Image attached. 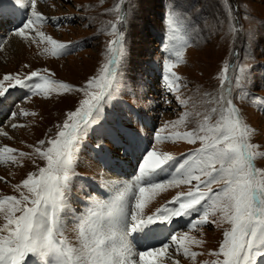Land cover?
Segmentation results:
<instances>
[{"label": "snow or ice", "instance_id": "snow-or-ice-1", "mask_svg": "<svg viewBox=\"0 0 264 264\" xmlns=\"http://www.w3.org/2000/svg\"><path fill=\"white\" fill-rule=\"evenodd\" d=\"M15 3L30 7L31 15L14 34L32 43H37L38 37L39 43L48 45L43 52L53 57L62 55L68 45L37 27L47 19L37 10V0H15ZM114 11L118 13V20L110 25L108 32L114 39L107 45V62L83 88L75 89L83 92L85 98L75 111L67 113L56 136L47 142L40 140L39 146L34 148L35 153L46 161V166L29 173L14 186L20 192L19 198L15 195L0 197V218L4 221L0 224V264H28L29 258L33 264H166L173 246L175 252L195 260L201 253L192 251L191 247L200 246L204 241L191 235L190 231L209 223L230 225L223 232L218 251L210 253L217 257L211 264H259L260 258H264V169L257 168L255 160L264 158V152L251 142L255 129L243 120L230 98V91L227 94L222 91L216 100L219 107L211 109L213 114H218L215 122L205 114L196 128L162 136L169 125L177 128L187 124L189 113L185 112L176 121L166 122L156 130L155 144L144 149L133 181L125 185L112 202L96 200L78 217L74 228L76 242L65 235L62 214L67 208L66 193L76 175L73 168L76 153L88 128L99 122L104 103L111 98L117 83V69L127 51L125 35L117 27L118 23L127 21V13L120 4ZM165 23L168 56L163 62V80L168 91L175 92L181 78L174 69L184 62L189 41L175 9L166 12ZM232 30L236 31L235 25ZM228 72L229 65L225 64L219 77L222 89L229 82ZM240 72L237 84L245 78L246 69L241 67ZM17 88L44 97L74 90L73 85L41 75L40 70L23 78L19 74H5L0 79V104L8 98L10 90ZM176 98L181 105L187 104L179 96ZM241 98L245 99L247 95ZM252 99L264 107V98ZM20 112L25 116L35 115L23 109ZM11 115L15 117L17 113ZM0 135L7 136V133ZM178 139L190 144L199 141L200 147L179 163L167 178L156 179L167 172L176 158L170 152L158 151L155 145ZM121 147L128 152L140 145L133 137ZM17 153L20 157L30 155L8 146L0 147V164L19 163ZM181 185H188V191L177 192L151 214L145 212L158 195ZM214 185L220 187L214 189ZM129 198L133 201L131 208L128 207ZM194 213L196 218L190 221L189 231L170 234L169 242H161L160 246L148 244L138 251L133 248L129 239L133 234L145 240L157 239L174 218L191 217ZM216 217L218 220L210 219Z\"/></svg>", "mask_w": 264, "mask_h": 264}, {"label": "rangeland", "instance_id": "rangeland-1", "mask_svg": "<svg viewBox=\"0 0 264 264\" xmlns=\"http://www.w3.org/2000/svg\"><path fill=\"white\" fill-rule=\"evenodd\" d=\"M5 1L16 4L15 0ZM117 4L127 13V21L117 24L119 31L125 35L127 51L117 69L118 78L112 96L106 99L99 122L88 128L76 153L73 164L76 175L72 178L70 191L66 193L67 208L62 214V217L67 213L73 216L71 221H63L65 235L73 242H76L74 228L78 217L85 213L77 201V193L82 192L86 184L76 176L84 173L93 177L95 182L103 179L104 173L100 169L104 172L105 169L97 166L94 158L100 154H93V151H100L98 144L101 147L110 145V129L113 130L111 135L114 131L120 134L131 132L127 128L140 131V125H146L145 118L153 115L157 122L149 136L154 145L155 131L166 122L176 121L185 112L189 113L185 126L173 128L169 125L161 135L196 128L205 114L215 122L218 114H213L211 109L219 107L216 100L222 91L225 94L230 91V98L240 110L243 120L255 129L251 142L259 145V151L264 152V107L252 99L264 98V0H37V10L47 18L38 26L40 31L68 47L62 55L53 57L43 52L48 45L39 43L37 37V43L27 40L15 52L7 39L14 35L17 28L0 42V79L5 74H19L23 78L32 71L40 70L41 75L69 83L74 90L44 97L42 94L30 95L27 89H21V96V91L18 95L17 89H12L10 99L16 100L10 101L8 97L0 104V133H7V136L0 135V147L8 146L30 154L24 157L17 154L19 163L0 164V177L4 178L0 180V197L15 195L19 198L20 192L14 186L29 173L46 166V161L35 153L34 148L39 146L40 140L47 142L56 136L60 130L58 126L63 125L67 113L75 111L85 98L83 92L75 89L83 88L107 62V45L114 39L108 32L110 25L118 20V13L114 11ZM6 6L0 8L3 16ZM169 9H175L181 17L184 34L189 41L184 62L174 69L181 78L175 92H169L163 80V62L168 56L165 51V16ZM233 25L236 31L232 30ZM225 64L229 65V82L222 89L219 77ZM156 65L161 70L160 74L154 71ZM241 67L246 69L245 78L237 84ZM44 69L48 71H42ZM151 89H157L156 94H152ZM243 95L247 98L242 99ZM177 96L186 100L187 104L181 105ZM9 106L13 107L12 112L7 109ZM21 109L35 115L25 116L21 114ZM11 113L17 115L13 117ZM13 124L18 126L14 128ZM138 135L145 137L144 127ZM132 137L130 133L129 139ZM126 139L123 137L122 141L126 142ZM155 146L158 151L172 153L178 165L200 147V142L190 144L179 139L175 142L165 140ZM116 155H120L118 150ZM133 158L140 161L135 156ZM255 166L264 169V158H257ZM188 188V185H181L161 193L146 207L145 212L148 214L161 201H170L177 192H186ZM183 218L184 228L180 232L189 231L188 225L196 214ZM210 219L218 220V217ZM2 223L4 221L0 218ZM229 227L228 224L218 226L209 223L199 230H191V235L204 241L200 246L191 247L192 251L201 255L193 260L181 253L180 259L177 252L170 250L166 264H176L177 261L179 264H204L205 261L211 264L217 257L210 253L218 251L223 232ZM28 264H32L31 258ZM259 264H264V258H260Z\"/></svg>", "mask_w": 264, "mask_h": 264}, {"label": "bare ground", "instance_id": "bare-ground-1", "mask_svg": "<svg viewBox=\"0 0 264 264\" xmlns=\"http://www.w3.org/2000/svg\"><path fill=\"white\" fill-rule=\"evenodd\" d=\"M14 10L15 8L13 6H10V5H7L6 6V13H9L10 15H14L15 17L17 16L16 14H14ZM2 11V10H1ZM22 27V26H21ZM19 36H16L15 34L14 35H11L7 41L12 45V48L14 49V51L16 52L18 50V48L21 46L22 43L26 42L27 43V40L21 38ZM22 49V48H21ZM3 50V49H2ZM11 54V53H10ZM17 55V54H16ZM71 56V55H70ZM70 56H67L66 58H69ZM64 58V57H63ZM62 58V59H63ZM60 59V60H62ZM59 60V59H58ZM55 62V61H54ZM133 137L134 138H139L141 139L140 136H136L135 134H133ZM132 137V138H133ZM162 144V143H161ZM18 154V153H17ZM106 171L104 172V175H103V186H113L114 184L116 183H119L120 184V179L118 176H116L114 173H110L108 172L109 174L107 175L106 174ZM118 193H120L119 189L116 187L112 190L111 194L113 197H116L118 195ZM157 198V197H156ZM155 198V199H156ZM154 199V200H155ZM156 204V203H155Z\"/></svg>", "mask_w": 264, "mask_h": 264}]
</instances>
